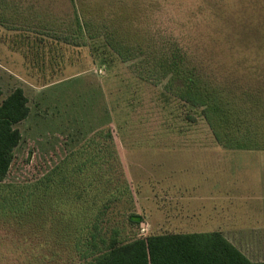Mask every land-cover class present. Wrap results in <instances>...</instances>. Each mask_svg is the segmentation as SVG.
<instances>
[{
  "label": "rangeland",
  "instance_id": "obj_1",
  "mask_svg": "<svg viewBox=\"0 0 264 264\" xmlns=\"http://www.w3.org/2000/svg\"><path fill=\"white\" fill-rule=\"evenodd\" d=\"M7 5L0 90L5 98L23 88L30 113L16 125L22 137L4 183L42 177L93 134L110 129L132 194L110 203L101 224L106 233L120 228L128 239L221 230L249 260L264 262V137L257 149L224 147L201 108L168 91L166 80L155 83L137 71L179 44L203 78L264 133V0ZM76 13L99 24L93 38L77 33ZM104 26L138 57L122 60L105 41ZM133 212L142 223L128 219ZM15 235L0 230V264H65L59 257H19Z\"/></svg>",
  "mask_w": 264,
  "mask_h": 264
},
{
  "label": "trees",
  "instance_id": "obj_2",
  "mask_svg": "<svg viewBox=\"0 0 264 264\" xmlns=\"http://www.w3.org/2000/svg\"><path fill=\"white\" fill-rule=\"evenodd\" d=\"M8 3L0 0L1 23L9 17ZM74 22L79 35L86 33L92 38L95 35L91 31L99 26L81 19L79 13ZM104 27L105 41L122 60L138 57L137 49ZM190 61L188 51L176 44L156 58L148 70L137 69L138 76L155 83L166 80L168 91L201 108L215 139L224 147H261L264 133H259L252 118L241 117L227 96L207 82ZM2 95L0 90V230L17 234L19 257H59L65 264H264L249 260L220 231L159 233L128 239L121 237L120 228L106 233L101 224L110 203L132 194L110 129L93 134L42 177L4 183L22 137L16 125L28 117L30 107L21 87L5 98ZM128 219L143 222L135 212Z\"/></svg>",
  "mask_w": 264,
  "mask_h": 264
},
{
  "label": "crops",
  "instance_id": "obj_3",
  "mask_svg": "<svg viewBox=\"0 0 264 264\" xmlns=\"http://www.w3.org/2000/svg\"><path fill=\"white\" fill-rule=\"evenodd\" d=\"M194 201H196V200H194ZM194 201H192V202H194ZM211 201H212L213 204L215 205V202H214V201H216V200H212V199H211ZM192 205H194V204L192 203ZM214 205H213V206H214ZM202 231L205 232V231H211V230H210V229H208V230H198V231H197V230H194V231H192V232H202ZM219 231H221V230H219Z\"/></svg>",
  "mask_w": 264,
  "mask_h": 264
}]
</instances>
